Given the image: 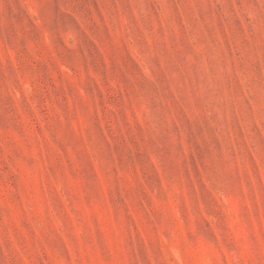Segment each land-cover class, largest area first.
Listing matches in <instances>:
<instances>
[{"label":"rangeland","instance_id":"rangeland-1","mask_svg":"<svg viewBox=\"0 0 264 264\" xmlns=\"http://www.w3.org/2000/svg\"><path fill=\"white\" fill-rule=\"evenodd\" d=\"M0 264H264V0H0Z\"/></svg>","mask_w":264,"mask_h":264}]
</instances>
